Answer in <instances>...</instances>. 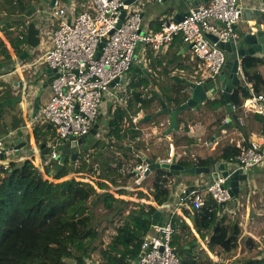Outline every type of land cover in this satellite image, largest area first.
<instances>
[{
    "label": "trees",
    "instance_id": "1",
    "mask_svg": "<svg viewBox=\"0 0 264 264\" xmlns=\"http://www.w3.org/2000/svg\"><path fill=\"white\" fill-rule=\"evenodd\" d=\"M2 1L0 7L5 9L6 15L15 12L22 13L31 8L29 5H23L21 0H15V4H13V0ZM10 25L7 23L1 28L4 35H8L7 29L11 27ZM9 42L18 57L27 52L25 49L38 46V30L34 23H30L26 27L21 38L17 35L10 38ZM150 50L155 52L151 48ZM6 51L0 38V54H6V59L11 61V56ZM151 52H148L150 59H152ZM26 59L28 58L26 57L24 60ZM173 62L174 60L169 61L165 65H170ZM161 65L162 59L160 58L150 60L152 68ZM262 65H264V57L260 56L245 57L241 63L245 75L252 82L256 92L264 94V77L258 70ZM166 67L162 68V74L167 75ZM177 67L181 69V63ZM131 70H133L132 74H130ZM128 72L129 82L125 94H122L125 106H117L113 110L111 108L106 111V123L109 129L107 142L101 154L96 156V153H91L89 155V163L79 158L78 165L70 167L68 166L69 159L66 157L65 169L53 176V179L60 180L57 182L45 179L29 160L20 164L9 161L7 166L0 164V264H88V262H92V264L95 262L99 264H132V262H136L142 239L150 231V217L158 209L157 206H162L169 200L170 189L166 185L168 177H171L172 174L164 169H156L144 180L146 182L143 185H148V188L151 189V196L157 206L150 202L147 204L134 203L130 206L127 200L115 198L109 193L111 186L119 185L117 180L121 177L111 166L116 158L115 149L123 148V146H119L123 138L121 124L124 120L131 122V116L140 110L150 116V119L141 121V123L155 122L153 119L159 116L160 101L155 95L156 91L152 89L153 85L161 84L158 86V96L169 108L186 102L189 97V86L185 80L176 76L168 78L165 82L152 79L151 74H145L135 63L131 65ZM248 96L247 90L239 85L232 90L229 104L226 103L222 94H218L205 100L201 105L207 111H216L220 108L227 110L229 122L225 129L227 131L237 130L244 134V140L240 145L234 142H222L207 156H198L191 160L190 158H181L178 161L179 164L184 167L210 168L219 161L234 163L236 156L249 143L245 126L247 122L243 126L238 123L239 119L246 121L247 117L241 105ZM0 99L3 98L0 97ZM232 106L237 109L232 110ZM184 112L177 113V124L184 122L182 117ZM4 114L3 112L0 121ZM253 116L258 118L261 125L260 133H263L264 119L257 114H253ZM218 117L209 126L208 134L203 128L205 139H210L213 136L214 128L218 130L224 125V114ZM22 123V119L14 117L9 129L14 131ZM44 127L43 130L38 127L33 128V135L38 144L40 139L44 141L47 137L51 140L55 138L52 125L46 123ZM188 132L189 129L185 122L184 134H175L176 137L174 136L175 145L182 143L183 146L189 147L191 150L196 137H192V134L189 135ZM0 133L6 136L9 130L3 127V131ZM99 144L97 142L96 147ZM41 146L43 147V145ZM48 170L49 168L46 166V173ZM70 171L81 175L95 176L97 181L93 185L89 181L77 180L75 177L69 178L67 176ZM67 179L70 180V184L64 188ZM98 189L101 192H98ZM117 192L124 194L121 189H118ZM96 201L103 205L106 212L113 213L108 222L113 226L114 235L109 237L107 243L103 238L105 228L99 230L93 224L94 214L91 206ZM128 206L130 207L128 208ZM221 211L220 205L206 199L200 209H183L182 213L190 220L199 239L208 240L207 250L209 252L213 253L217 248L228 258L235 253L238 247L242 232L241 222L233 220L231 215L224 213L220 215ZM173 221L176 231L172 236L171 245L176 250H182L176 253L179 264H202L203 261L212 264L208 258L207 250L197 244L198 239L194 236L190 226L179 216H174ZM252 244V239L249 238L247 245L252 246ZM237 263L264 264V257L249 258Z\"/></svg>",
    "mask_w": 264,
    "mask_h": 264
},
{
    "label": "built area",
    "instance_id": "2",
    "mask_svg": "<svg viewBox=\"0 0 264 264\" xmlns=\"http://www.w3.org/2000/svg\"><path fill=\"white\" fill-rule=\"evenodd\" d=\"M127 1L84 0L85 10L74 13L69 5L54 0L51 6L34 12L33 22L40 38L37 48H41L43 52L16 69L29 72L30 79L38 76L39 70L55 69L48 81L51 92L49 100L35 117L36 120L52 125L55 140L77 139L88 135L97 116H103L105 101L123 102L122 94H118L116 88L131 65L137 62L138 47H150L157 52L169 46L179 36L183 44H190L188 50L196 75L195 83L203 85L216 83L227 60L226 52L218 43L234 42L239 36L235 26L242 22L241 0H209L189 8L180 21H162L159 29L152 32L143 27L140 6L144 1L161 3L164 0H134L130 4ZM41 13L50 19L48 25H45L46 21ZM121 14L123 18L120 21ZM208 35L214 36L217 41H211ZM102 39L105 42L98 51ZM42 73L44 77L47 76L45 72ZM237 76L239 85L249 94L242 102L243 112L245 115L257 114L264 119V94L256 92L241 65H238ZM116 79L119 81L111 86ZM4 91L5 87L0 86V93ZM236 109L232 106V110ZM144 116L146 114L143 111H138L131 116V123L138 125ZM223 122L227 124L229 120ZM238 123L243 126L244 119H239ZM168 125L166 118V121L152 123L150 128L153 133H162ZM135 130L138 128L135 127ZM14 134L15 131L7 134L6 141L0 139V152ZM50 147L46 164L59 160L55 147ZM91 153L90 149L83 153L79 149L74 166L78 165L79 158L89 163ZM6 154L9 156L7 152ZM116 158L111 163L112 168L119 174H129L130 180L135 185H140L152 172L149 169L150 163H179L181 158L190 157L184 154L177 156L174 142L169 141L165 156L155 162L147 161L139 154L134 155L131 163H127V159L122 157L117 162ZM253 167H264V132L252 137L248 146L236 156L234 163L222 161L213 164L207 174H211L210 181L198 189L183 187L177 193V201L168 220L150 224V231L142 239L138 255L140 259L136 264H179L176 249L171 245L176 231L173 218L177 216V211L198 210L209 199L222 207L220 215H231L234 209L227 207L232 201L228 193V178L236 170L244 172Z\"/></svg>",
    "mask_w": 264,
    "mask_h": 264
},
{
    "label": "crops",
    "instance_id": "3",
    "mask_svg": "<svg viewBox=\"0 0 264 264\" xmlns=\"http://www.w3.org/2000/svg\"><path fill=\"white\" fill-rule=\"evenodd\" d=\"M62 3H64L65 5H69L72 8V11L74 13H80L82 11L85 10L86 6L84 0H60ZM23 5H29L31 8L28 11H23L22 13L20 12H15L14 14L8 15L9 17H13V20L15 22H17L16 29L17 31L19 30L20 33H18L17 35H19V37L21 38V34L24 33L26 27L30 24V23H34V12L37 9H41L44 7H49L50 5V0H21ZM192 0L186 2L185 0H164L161 3H153V2H149V1H144L142 3V5L140 6V13L142 16V24L145 30L148 31H156L159 29L160 24L162 21H167V20H173L175 15L178 14H183L185 13L189 8L194 7L192 6ZM241 6H242V22L239 24V26H237V30H239L240 28H242L243 26L246 25V23L248 22L249 24H252L251 20L253 19V12H256L258 10L264 9V0H241ZM0 3L2 4L3 1L0 0ZM13 4H15V0H13ZM12 4V5H13ZM32 8H34V10L32 11ZM0 16H2L3 18H1L0 21V28H2L3 26H5L7 23L6 19V13H5V9L0 7ZM3 22V23H2ZM10 24V23H8ZM11 27L14 25H10ZM36 27V25H35ZM0 37H2V39L4 41L8 40L3 37L2 33H0ZM16 35V36H17ZM38 46L32 48V49H25L27 51V53H33L34 51H38L37 48ZM145 47V46H143ZM138 47L137 48V58H138V64H140V68L144 71L145 74H151L152 79L155 78L158 81L161 82H165V80H168V78H172V77H178L182 80H185L187 83L188 82H192L195 83L196 82V75L194 74V69L192 67L191 64V53L189 52V50H184L185 44L182 43V41L180 40V38L177 36L173 42L167 46L162 48L161 50L157 51V52H151L150 47ZM148 52H151V58L152 59H162V67H156V68H152V66H150V59L148 56ZM28 53V54H29ZM30 55V54H29ZM256 56H261V55H256ZM231 59V57H227L226 58ZM174 60L173 63H171L170 65H165L167 64L169 61ZM28 59L24 60H17L16 62H14V60L12 59L11 64L10 65H15L14 67H19L20 65L24 64L25 62H27ZM181 63L180 67L181 69H179L177 66L178 64ZM164 66L166 67V71H167V75L162 74V68H164ZM46 69V68H44ZM259 73L264 77V65L260 66L258 68ZM13 78L11 83H13L12 85H15L14 88L16 90L17 93H19L21 91V84L25 85L28 80L26 77V73L22 72L20 69H13L11 74H10ZM8 77V76H7ZM50 75L45 76L42 79H38L39 81L35 82L34 86H31L32 88L30 89V97L25 100L24 102H22L19 107L22 109V116H19L17 118H20L23 120L22 125H20L21 128H23L24 130V138L25 140L30 143V148H24L23 150H20L18 152H15L14 154H9L7 160L9 161H14L17 164L22 163L25 160H29L31 161L34 166L39 170V172H41L43 174V176L45 177V179L51 180L53 178H49L48 177V173L50 172V168L48 170V173H46L45 171V167L47 166V164L45 162H43V160L41 159V150L44 146L46 145H52V142L55 141V138L53 140L48 139V137L43 141V139L39 140V144L36 142L34 135H33V128L34 127H38V128H42L45 129V122H41L39 120H36L34 118H32L33 114H32V105L35 101V98L37 97L38 99V112L41 108H43L46 103L49 100V96L51 94V92L49 91L47 94H45V90L49 88L48 86V80L50 79ZM7 84V83H6ZM159 85H161L159 83ZM159 85H153L152 89L156 91V93L159 92ZM204 86L206 85H210V83L207 84H203ZM8 90L5 91L0 97H7V96H14V94H16L15 92H12L10 90L11 87H7ZM14 90V89H13ZM50 90V88H49ZM1 94V93H0ZM218 94H221L220 92H218L217 94H215L213 97L217 96ZM212 97V98H213ZM202 104H199V108L198 109H191V110H187L183 113L182 117L184 122L178 124L179 128L176 131L177 135H183L184 134V123L187 122V126L189 129L188 134H192V137H196V141L194 143V145H192L193 147L191 148L190 151L187 150V147L180 145L179 147L177 145H175L176 147V154L177 156L179 155H187V157L194 158V157H205L208 154L212 153L217 145L219 143L222 142H234L237 145H240L243 140H244V134L241 133L240 131L237 130H233V131H227L226 128V124H224L220 129L217 130V128H214V134L210 139H205V134L204 133V127L202 125H200L199 123H193L190 124V117L194 114L199 115L200 113H202L204 110V108L201 107ZM117 106H125V100L123 99V102H109V101H105L104 102V113L103 116L100 120V126H99V138L97 139L95 136H90L92 138V142L93 145L91 146L90 144V152L93 153H97V151L99 150V148L101 147V143L103 141H105V144L107 142V134H108V127H107V114L106 111H109L111 108L112 110L117 107ZM6 109H8V107H6L3 112H6ZM192 112L194 114H192ZM217 113L219 115L224 114V120H229L228 116H227V110L226 109H217L216 111H212V114ZM38 114V113H37ZM250 114V115H248ZM246 115V121H244V123L247 122L246 126V133L248 135V140H252V137L255 135H259L261 134V125L259 123L258 118H255L253 116L252 113H248ZM4 115L0 121V128L1 131H3V127L4 129H8L9 133L13 132V130H10V123H8V120L5 122ZM166 118L164 120L161 121H166ZM153 122V121H152ZM192 123V122H191ZM151 122L149 124H144V123H139L138 125L134 126L131 122L124 120L121 124V129H122V134H123V138L119 143V146H123V148L121 150H116L114 152V155L117 157L116 160L117 162L120 161V157L127 159L126 162L127 163H131L132 159L134 158V155L139 154L141 155L143 158H145L147 161L150 162H155L158 158L165 156L166 153V148H167V143L169 141L175 142L174 139L175 137H172V134L169 135H161L158 136L157 134L160 133L159 131H155V133H153V131L151 130L150 126H151ZM135 127L138 128V130H135ZM19 128V127H18ZM17 128V129H18ZM16 130V129H15ZM14 130V131H15ZM134 132V133H133ZM8 133V134H9ZM151 133L152 136H151ZM136 134V135H135ZM133 135H135L133 137ZM7 136V135H6ZM5 136V138H6ZM15 135H13L14 138ZM3 137V136H2ZM133 137V138H132ZM12 138V139H13ZM0 139L1 136H0ZM45 142V143H43ZM99 142L100 144L96 147V143ZM43 145V147L41 146ZM105 146V145H104ZM104 148V147H103ZM150 148V149H156L157 150V154L153 155L151 153H147L146 150ZM128 149H130V151H128ZM190 152V154L188 152ZM80 152L83 153L84 152V148L81 146L80 147ZM103 152V149L101 151V153ZM100 153V154H101ZM115 160V163H116ZM124 162V160H123ZM222 161H219L217 163H220ZM0 164H3L0 161ZM66 166V165H65ZM69 166V163H68ZM258 168V169H257ZM99 169V167H98ZM252 169H256V172H251L250 170ZM262 171H264V167H253L249 170H247V180L243 183L240 184V190L238 193V197L235 201H231L229 204H227V207L234 209V213L231 214L232 219L236 218L239 219L238 216L240 214L243 215L242 221H241V236H240V240L238 243V247L236 249L235 252L241 253V251L245 252V251H254L255 249L260 251V257L263 258L264 257V217L262 216L263 214L261 212H259L258 214H256V216L252 215V205L250 203V201L248 200V196H247V185L248 182L252 181V180H256V177L258 176V174L260 175H264V173H261ZM169 172V171H168ZM118 173V172H116ZM152 172H150V174L148 176L151 175ZM170 173V172H169ZM119 174V173H118ZM172 174V173H170ZM83 176H87L88 174H82ZM121 175V179L127 178L125 180H127L129 183L132 182L130 180V178L126 175ZM211 177V174L209 175ZM209 176L207 174H202V175H180V176H175L172 174L171 177H168L167 180V185L168 188L170 189V195H169V200L167 202H165L161 209V214H160V218H159V223H163L165 221L168 220V217L170 215V212L172 211L173 207L176 204L177 201V193L183 188V187H188V188H195L198 189L200 188L203 184H205L207 181L209 180ZM92 178L97 179L95 176H92ZM148 178V177H147ZM53 181V180H52ZM118 182V180H117ZM146 182V181H144ZM143 182V183H144ZM133 183V182H132ZM140 184V185H134L133 184V188H131L129 191L133 192L134 190L139 189L141 194L140 197H138V199L141 202H138L137 204H147V203H152L153 205L157 206L154 201L152 196H149L148 198L145 197V194L148 193V191H150L151 193V189H147V187L145 185ZM92 184V183H91ZM94 185V184H93ZM114 189L115 193L118 194L116 195L118 198L120 197L121 199L123 198H127V190L125 189V186L123 185H118L116 187L111 186L110 189ZM118 189H121L123 191L124 194H119L117 191ZM99 191V189H98ZM109 192V191H108ZM110 193V192H109ZM112 194V193H111ZM245 194H246V199H245ZM113 195V194H112ZM137 195V191L134 193V197ZM148 195V194H146ZM115 197V198H117ZM129 199H132L131 197H128ZM147 200H149V202H147ZM137 201V199L135 200ZM163 211L165 212V214H163ZM183 209L178 210L177 211V216L181 217L186 224H188L190 226V220L188 218H186L183 213H182ZM256 225V227H255ZM112 224H109V222H105L103 228H105V233H104V240L106 241V243L108 242V239L110 236L114 235V231L112 228ZM191 230L193 231L194 236L198 239L197 240V244H199L201 246V248H203L204 250H207V242L208 240L206 239V241H202L199 239L198 235L196 234V232L194 231V229L192 228V226H190ZM251 238L252 239V246L247 245L248 239ZM203 242L205 244H203ZM190 247V246H189ZM217 248H215L214 251H216ZM207 255H210V252L207 250ZM209 258V256H208ZM258 258V257H257ZM236 258H233L232 262L235 261ZM95 262V261H94ZM207 263V261H203L202 264ZM92 263V262H91ZM93 264H99L98 262H95ZM132 264H136V262H132ZM233 264H238L237 262L233 263Z\"/></svg>",
    "mask_w": 264,
    "mask_h": 264
},
{
    "label": "water",
    "instance_id": "4",
    "mask_svg": "<svg viewBox=\"0 0 264 264\" xmlns=\"http://www.w3.org/2000/svg\"><path fill=\"white\" fill-rule=\"evenodd\" d=\"M134 0H128L127 4L132 3ZM209 0H192V6H197L202 3H206ZM54 0H50V5H52ZM190 3V0H189ZM34 8H32V11ZM183 14L175 15L173 22L182 20ZM253 19L251 20L252 24L246 23L245 26L240 28L238 30L239 36L234 42H220L219 47L223 49L227 54L231 55V59L226 60L222 72L219 74L216 83H212L210 85H201L196 84L192 82H188V99L183 104L169 108L166 106V104L161 100V98L158 96V93H155V95L158 97V100L160 101V110L158 112V115H164L168 118L169 125L166 128V130L162 133H158V136L161 135H169L173 132L176 133L179 126L176 122L177 120V113L183 112L188 109H198L199 104H203L205 100L211 99L215 94L220 92L225 100L226 103L229 104L230 102V94L232 90L239 86V78L237 76V68L238 65H241L243 58L245 57H257L256 55H261L260 57H264V9L258 10L256 12H253L252 14ZM123 18V14L120 15V21ZM119 23H117V26H119ZM235 29H237V26H235ZM211 41L216 42V38L212 35L207 36ZM103 42H105V39H102L101 43L98 46V51L102 47ZM190 44H186L184 47V50L189 49ZM98 51L96 53V56L98 55ZM30 58L28 56L27 52H24L21 54L18 58L20 60L25 58ZM139 66H141L139 64ZM145 71V70H144ZM42 72H45L47 75H51L55 73V69H43ZM36 80L30 79L25 85L21 84V91L19 93L14 94V96H7L3 99H0V117L3 113V110L6 107H10L11 109H14L15 105H20L22 102L27 100L30 97V89L31 86L34 85L33 82ZM119 79H116L113 83H111V86L114 85V83H117ZM15 86V85H13ZM5 92V91H4ZM2 92L0 96L4 93ZM38 99L35 98V101L32 105V118L35 119L37 113H38ZM102 118V114H99L96 118V121L91 128L88 135L82 136L81 138L77 139H60L55 140L52 142V146L55 147V150L57 151L59 155L58 162L48 163L47 166L50 168V172L48 173L49 178H53L54 174L62 171L65 169V158L68 157L69 159V166L74 167L75 162L79 155V149L82 146L84 150L90 149V144L88 142V138L90 136H95L97 139L99 138V124L100 120ZM150 119L149 115L144 116L141 121H146ZM14 138L8 142L5 147L0 152V161L4 165L9 164V160H7L8 154H14L15 152H18L20 150H23L24 148H30V143H28L24 138V130L23 128L19 127L15 130ZM105 145V141L101 143V147L96 153V156H98L103 147ZM51 147L50 145L44 146L41 150V159L43 162H45L48 159V152L50 151ZM98 169V166H96ZM150 171H154L156 169H164L169 171L175 176L180 175H202V174H209L210 168L208 167H184L180 165L179 163L173 161L171 164L161 163V164H155L150 163L149 164ZM72 171H70L71 174ZM247 180V172H240L239 170H236L231 173L230 177L228 178L229 183V190L228 193L232 199V201H235L238 197V193L240 190V184H243ZM52 181V180H51ZM70 184V180L67 179L64 185V188H67ZM161 214V209L158 208L156 212L150 217L151 225H155L159 222ZM180 250H175V252H180ZM140 259V257H137L136 262Z\"/></svg>",
    "mask_w": 264,
    "mask_h": 264
},
{
    "label": "rangeland",
    "instance_id": "5",
    "mask_svg": "<svg viewBox=\"0 0 264 264\" xmlns=\"http://www.w3.org/2000/svg\"><path fill=\"white\" fill-rule=\"evenodd\" d=\"M41 16L44 17V19L46 21L45 22V25H48V23L50 22V19L48 18V16L45 17L43 13H41ZM6 17H7V19H6L7 22L6 23H10L11 25H14V26L17 25V22H15L13 20V17L11 18L8 15H6ZM1 18H3V17L0 16V21H1ZM7 32H8V35L5 34V36H3V37L5 38V40L8 38V40L4 41L2 39V37H0V38L3 41L4 45H5V48L7 50L6 51L7 54H9L11 56V61L13 59L14 62H16L17 60H19V58L16 55V53L14 52V50L11 48L9 39L15 37L20 32H19V30L17 31L16 28H12L11 29V27H10V29L9 28L7 29ZM0 33H2V35H3V31H1V28H0ZM39 40H40V38H39ZM143 48H145V47H143ZM42 52H43V50L41 48H38V51H34L32 54L28 52L30 54L29 55L30 58H28V60L37 58L38 56H40L42 54ZM227 57H231V55L226 53V58ZM11 61L8 60V59H6V54H4V53L0 54V86H4L5 87V91L8 90L7 87H11L10 90L12 92L17 93L16 90H15V88H14V86H12L13 83H11L13 77L10 74H11V72H12V70L14 68L16 69V67H14L15 65H10L11 64ZM137 62H138V59H137ZM137 62L135 63V65L136 64L139 65ZM133 70H131L130 74H132V71ZM22 72L26 73L27 80L29 81L30 80V73L27 72V71H22ZM35 78H36V80H34V82H33L34 85H35V82L36 81H39L38 79L44 78V75L42 73V70H39L38 76H36ZM129 78H130V75H129V72H128L125 75V77L122 78L123 80H122V82H120L121 84H119V86L116 88V92L118 94L119 93L120 94H125L126 88H124V87H125V85L127 86L128 82H129ZM44 79H46V78H44ZM34 85H32V86H34ZM49 91L50 90L48 88V89L45 90L44 93L47 94ZM22 114H23V112H22V109L19 107V105H15L14 109H11V108L6 109V112L4 114V118L3 119H5V122L8 120V123H10V122L13 121V118L14 117L17 118L19 116H22ZM192 114H194V113L192 112ZM218 116H219V114H217V113L212 114V111L205 110L202 113H200L199 115H196V114L192 115L190 117V120L189 121H190V124H193V123H196L197 122L200 125H202L204 127V129H206V133L208 134L209 131H210L209 126L214 121H216L219 118ZM164 119H165V116L164 115L158 116L157 118H154L153 119L155 121V122H153V124H156L160 120H164ZM0 132H1V128H0ZM175 134L176 133L173 132L172 137H174ZM0 136H1V138L4 141H6L5 136H3L1 133H0ZM88 142L91 144V146L93 145V142H92V138L91 137L88 138ZM180 145H182V143H180L179 145L177 144L178 147ZM187 150L190 151V148L188 147ZM146 152L148 154L149 153L152 154V152H153V155H156L157 154V150L156 149H153L152 150V149L148 148L146 150ZM188 153L190 154V152H188ZM255 170L252 169L250 171L251 172H256ZM261 173H264V171H262ZM67 177H69V178L70 177H75L77 180L89 181V182H91L94 185H95V183L97 181V179L92 178V175L83 176V175L78 174V173H75V172H71V174L69 173ZM125 179H127V178H124V179H121L120 178L118 180V183L120 185L125 186V189H128L126 196L131 197L132 199H129L128 197L127 198H123V199L124 200H127V202H129V205L130 206L133 205L134 203L141 202L138 199V197H140L141 194H143V193L138 192V191H140L139 189H137V190H134L133 189V192H130L129 190L134 187L133 186L134 183H132V182L129 183ZM51 180H53L54 182L60 181V180H55V179H51ZM146 187L148 189V185H146ZM247 188H248V191H247V196L248 197L247 198H248V200L250 201V203L252 205V215L253 216H256V214H258L259 212H261L263 214L262 216L264 217V175L258 174V176L256 177V180H252L251 182L250 181L248 182ZM136 191H137V195L134 197V193ZM98 192H101V191H98ZM109 192L112 193L114 197H117L116 195H118V194L115 193V190L113 188L110 189ZM146 194H148V195H146ZM146 194H145V197H147V198L149 196H151L150 191H148V193H146ZM136 199H137V201H135ZM245 199H246V194H245ZM147 202H149V200H147ZM130 206H128V208ZM91 209H92V212L94 214L93 224L96 225L97 226V229L100 230L101 228H103L105 222L106 221L108 222L109 218L110 219L112 218L113 213L110 214L108 211L106 212L104 210V208H103V205L101 203L97 202V201L91 206ZM163 214H165L164 211H163ZM238 218L239 219L233 218V220H237V221H240L241 222L242 221V218H243V215L240 214L238 216ZM190 226H192L191 223H190ZM255 227H256V225H255ZM203 244H205V243L203 242ZM208 256H209V259L211 260L212 264H233L235 262L247 260L249 258H254V259L261 258L260 257V251L257 250V249H255L254 251H249V252L248 251H245V252L241 251V253H239V254H238V252H235L233 255H231L228 258L224 255V253L222 251H220L219 249H217L213 253L210 252V255L208 254ZM233 258H236V259H235V261L232 262ZM204 264H209V263H206L205 262Z\"/></svg>",
    "mask_w": 264,
    "mask_h": 264
},
{
    "label": "flooded vegetation",
    "instance_id": "6",
    "mask_svg": "<svg viewBox=\"0 0 264 264\" xmlns=\"http://www.w3.org/2000/svg\"><path fill=\"white\" fill-rule=\"evenodd\" d=\"M28 12H29V11H28ZM12 28H16V27H15V26H12L11 29H12ZM9 29H10V28H9Z\"/></svg>",
    "mask_w": 264,
    "mask_h": 264
}]
</instances>
